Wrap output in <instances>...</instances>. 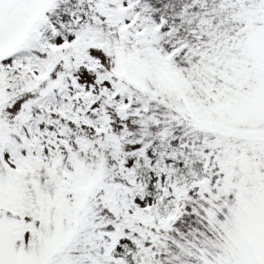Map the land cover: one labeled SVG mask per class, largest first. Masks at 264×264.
Returning <instances> with one entry per match:
<instances>
[{
    "label": "snow or ice",
    "instance_id": "snow-or-ice-1",
    "mask_svg": "<svg viewBox=\"0 0 264 264\" xmlns=\"http://www.w3.org/2000/svg\"><path fill=\"white\" fill-rule=\"evenodd\" d=\"M0 264H264V0H0Z\"/></svg>",
    "mask_w": 264,
    "mask_h": 264
}]
</instances>
